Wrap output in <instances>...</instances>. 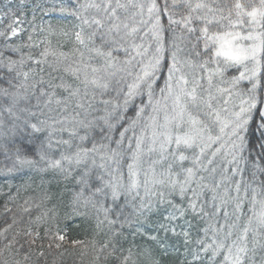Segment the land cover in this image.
I'll list each match as a JSON object with an SVG mask.
<instances>
[{"label":"snow or ice","instance_id":"6c2138e0","mask_svg":"<svg viewBox=\"0 0 264 264\" xmlns=\"http://www.w3.org/2000/svg\"><path fill=\"white\" fill-rule=\"evenodd\" d=\"M59 10L76 22L34 26L46 34L42 40L30 34L28 43H8L9 32L21 31L15 13L0 32L6 172L53 177L42 178L39 196L23 199L15 212L5 206L12 216L0 228V264H34V256L45 255L33 248L39 227L58 215L65 194L44 186L53 180L65 183L74 214L92 210L94 237L70 241L92 255V264L109 257L163 264L178 251L170 236L192 257L180 264H257L264 179L252 183L257 171L264 174V0H77ZM56 37L62 39L53 43ZM218 156L231 157L235 173L251 162L254 179L243 198L241 182L226 170L215 179L217 167L209 166ZM225 183L235 196L220 191ZM245 200L251 215L241 226ZM229 204L233 212L224 211L219 225L216 217ZM197 219L208 224L194 237ZM128 236L145 243L124 248ZM65 239L57 232L48 248Z\"/></svg>","mask_w":264,"mask_h":264},{"label":"trees","instance_id":"16d2710c","mask_svg":"<svg viewBox=\"0 0 264 264\" xmlns=\"http://www.w3.org/2000/svg\"><path fill=\"white\" fill-rule=\"evenodd\" d=\"M83 2V0H80ZM77 0H0V32H4L7 30L8 24L12 23V13H15L16 17L19 18L21 22L32 18V21H42L44 27L48 24L52 25H63L71 28L72 25L76 22L75 18L69 15L66 12H61L59 9L61 7H69L75 6ZM32 9H37L38 12L36 14L32 13ZM44 10V12H43ZM8 15H5V14ZM35 17V20H33ZM17 27V25H14ZM29 29H27L26 33L21 34L20 36L12 37L10 32L8 33L7 42L10 44H24L28 43L27 34ZM44 33V38H45ZM43 38V39H44ZM53 43L56 42L57 39H62L60 37L52 38ZM5 43V37H0V48H2ZM30 49H24L25 52ZM31 51H38V49H31ZM158 83H162V80ZM53 116L56 113H52ZM251 141L253 145L256 144V135H251ZM247 155V153H246ZM231 157H227V159L223 157H217L216 161L213 165L209 167H217V173L215 174V179L219 181L221 176V169H224V175L231 176L233 182L240 181L242 191L240 196L244 197V187H246L249 183L253 182V166L249 161L247 164H240V173H235V165L228 164L227 160H230ZM6 166H10L9 162L4 159L2 155H0V228L6 226L5 220L9 223L11 222L12 213H6L5 206L8 208H12L13 212L16 211V206L23 203V199H27L30 197H38L41 190V180L48 181L52 180V174L49 173L47 175L37 174L32 170H23L13 173L6 172ZM190 166V165H189ZM264 166V165H262ZM205 176H209L208 173H204ZM209 179H212L209 176ZM264 179V174H260L257 171L255 183H252L253 187H257L259 185V181ZM30 185V187H29ZM45 187H50L53 192H64L63 203L59 204L58 207L55 208V212L58 215H55L53 218L48 219L46 222H43L39 231L41 233V239L37 240L36 245L33 246L35 251H43L45 255L43 257H33L34 264H92V255H81V247L78 245H73L70 243L72 240H85L89 241L94 237V225L95 219L91 209L80 208L81 212H87V215H76L73 213L71 203H70V194L65 190L66 186L64 182L56 183L53 180L51 185H44ZM72 185L67 184V189H71ZM229 188L231 195L235 196L236 193L230 184L225 183L220 191H223V188ZM251 195V189H249V196ZM209 201V207L211 202V194H208L205 197ZM53 202L48 203V207L52 208ZM251 204L248 200L244 201V216L241 217L239 224L243 226L248 216L251 215ZM35 211V210H34ZM228 211L229 213L233 212V205L229 204L225 206L224 209L221 210L220 214L216 217V220L219 222V225L224 224L225 217L223 216V212ZM191 219V218H190ZM234 217L229 219V222H232ZM208 221H201L199 219L193 220V236H202V231L204 227H206ZM46 229H49L47 233ZM130 231V230H129ZM59 232L61 235H65V241L61 242L62 246L59 249L48 248L49 237ZM11 235V233H9ZM127 235V233H126ZM212 233L209 232V236ZM97 240L104 239L103 235L96 236ZM250 241L252 239L251 235L249 237ZM135 241L136 244H143L145 241L139 237L128 236L127 241H122L124 248H128L132 246L130 241ZM169 243L176 245L178 251H173L170 255L163 257V264H180V262L187 260H191V255H187V250L183 246L182 239L171 237L169 238ZM3 242L0 241V248H2ZM250 243V247H251ZM194 247V245L192 246ZM135 252L136 249L133 248ZM119 255V253H117ZM264 255V250L260 248L256 249V259L257 264H259L260 257ZM101 264H118L113 257H109L107 261H102Z\"/></svg>","mask_w":264,"mask_h":264},{"label":"rangeland","instance_id":"374dc122","mask_svg":"<svg viewBox=\"0 0 264 264\" xmlns=\"http://www.w3.org/2000/svg\"><path fill=\"white\" fill-rule=\"evenodd\" d=\"M38 12L37 9H32V13L33 14H36ZM44 12V10H43ZM44 26L43 24V20L42 21H39V22H36V21H32V18H29L28 20L26 21H23V22H20L19 25H17V27H19L21 29L20 33L18 36H20L21 34L23 33H26L27 32V29H29L28 31V34H27V38L28 36L31 34L33 36V39L35 41H39V40H42L44 38V33H41L39 31V27H37V31L36 32H33L32 29L34 26Z\"/></svg>","mask_w":264,"mask_h":264}]
</instances>
